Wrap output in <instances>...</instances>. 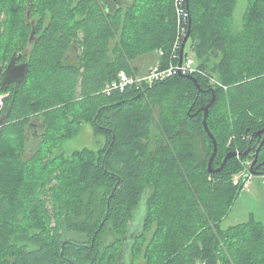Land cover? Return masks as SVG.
Segmentation results:
<instances>
[{
  "label": "trees",
  "instance_id": "16d2710c",
  "mask_svg": "<svg viewBox=\"0 0 264 264\" xmlns=\"http://www.w3.org/2000/svg\"><path fill=\"white\" fill-rule=\"evenodd\" d=\"M187 2L201 90L176 74L107 95L139 57L177 62L175 0H0V65L23 53L30 66L0 127V264H264L261 221L222 227L262 142L264 0H248L242 27L238 0ZM214 93L213 169L255 148L220 172L203 123ZM85 124L104 144L67 154ZM255 169L264 177V144Z\"/></svg>",
  "mask_w": 264,
  "mask_h": 264
},
{
  "label": "rangeland",
  "instance_id": "374dc122",
  "mask_svg": "<svg viewBox=\"0 0 264 264\" xmlns=\"http://www.w3.org/2000/svg\"><path fill=\"white\" fill-rule=\"evenodd\" d=\"M247 4L248 0H238L234 15L236 27H242L243 15L246 11ZM155 58H157L156 53L147 54L136 59L134 63L139 66L140 72H143L144 70H147L146 68L148 66L152 64V66L155 65ZM4 93H6V91ZM92 127L93 126L91 124H85L79 136L67 140L64 143L63 150L67 154H71L73 150L81 149L83 147H89L92 149L100 148L104 144V138L102 135H95ZM38 132L41 131L38 130ZM247 171L248 170H246V172ZM240 176L241 174H237L236 178H240ZM263 182L264 177L262 175L251 176V178L248 180V183L251 186L250 189L241 192V195H239L234 205L232 206L230 213L222 221L223 228H228L232 225L248 221L252 217H254L258 221H261L264 225Z\"/></svg>",
  "mask_w": 264,
  "mask_h": 264
},
{
  "label": "water",
  "instance_id": "95a60500",
  "mask_svg": "<svg viewBox=\"0 0 264 264\" xmlns=\"http://www.w3.org/2000/svg\"><path fill=\"white\" fill-rule=\"evenodd\" d=\"M28 17L29 18L31 17V9L28 10ZM191 31H192V20L190 19L189 29H188V32H187L184 40H183L182 47L180 50L181 51L180 61H179L180 64H182V62L184 60L185 48H186L188 39L191 35ZM35 36H36V28H35V26H33L31 36H30V44H32V42L34 41ZM22 57H23V53H19V54L14 53L13 56L11 57V60L9 61V63L6 66L3 64L0 65V88L4 91H7L11 84H15L14 96L11 99V101L9 102V106L7 107L6 112L0 116V127H2L10 118L19 87L21 86V84H24L27 82V77H28V73L30 70V66H29L28 62H20V59ZM180 75L191 78L193 80V82L196 84V86L201 90V85H200V83L196 77H194L193 75H183V74H180ZM215 99H216V95L214 93V96H213L211 102L204 108L205 116H204L203 123H204L206 131L211 136V138L213 140V144H214V152L210 157L208 168L211 172H220L223 170V168L225 167V165L229 159H231L235 156L248 155L250 153V151L254 150L255 148L252 149L249 147L245 152L231 151L226 155L221 166L218 167L217 169H213V162H214V159H215L217 152H218V141H217L216 137L214 136V134L209 129L207 118H208V114H209V108H210L211 104L215 101ZM3 101H4V104L6 105L9 101V96H5L3 98ZM255 135L262 136V142H261L260 146L255 149L256 150V154H255L256 159L254 160V162L250 168V173L256 175L257 173H256L255 167H256L257 160H258V154H259L261 147L264 144V129L261 131H258ZM248 175H249V173L247 174V176Z\"/></svg>",
  "mask_w": 264,
  "mask_h": 264
},
{
  "label": "built area",
  "instance_id": "2783aa9c",
  "mask_svg": "<svg viewBox=\"0 0 264 264\" xmlns=\"http://www.w3.org/2000/svg\"><path fill=\"white\" fill-rule=\"evenodd\" d=\"M188 2L187 0H175V8L176 14L178 16V30L177 37L175 43V49L178 51L180 44L182 45L183 40L187 34L188 28L183 25L184 22H189V13L187 11ZM189 25V24H188ZM181 50V48H180ZM176 51V52H177ZM162 55V52H160ZM175 57L177 58L176 63H171L169 66L163 68L160 60L152 66L148 72L144 74H139L135 76H131L127 74L125 71H121L116 80L109 82L106 84L103 89V93L107 95L113 94L115 91H124L129 87L136 86L137 88H141L144 85L153 86L155 83L163 81L174 75H193L196 73L203 74L202 70L196 65V62L190 54L185 53L184 60L182 64H180V52H178ZM215 81L214 79H212ZM211 80V81H212ZM212 81V82H213ZM5 96H9V93L0 94V116L2 115V111L5 107L3 98ZM248 182L245 187L248 186Z\"/></svg>",
  "mask_w": 264,
  "mask_h": 264
},
{
  "label": "flooded vegetation",
  "instance_id": "af4514ba",
  "mask_svg": "<svg viewBox=\"0 0 264 264\" xmlns=\"http://www.w3.org/2000/svg\"><path fill=\"white\" fill-rule=\"evenodd\" d=\"M38 130L40 131V128H39V126L36 124V123H33L32 125H31V127H30V136L32 137V138H35L36 139V141H37V139L39 138V134H40V132H38ZM33 143V142H32Z\"/></svg>",
  "mask_w": 264,
  "mask_h": 264
},
{
  "label": "crops",
  "instance_id": "0c3cea01",
  "mask_svg": "<svg viewBox=\"0 0 264 264\" xmlns=\"http://www.w3.org/2000/svg\"><path fill=\"white\" fill-rule=\"evenodd\" d=\"M157 59H158V58H155V61H156V62H157ZM155 61H154V62H155ZM158 61H159V60H158ZM155 64H156V63H155ZM152 65H153V64H152ZM152 65L148 66V67L146 68V69H147L146 71H148ZM146 71L144 70L143 72H140V74H144V73H146ZM138 75H139V74H138ZM263 183H264V182H263ZM250 187H251L250 184H248V186L245 187V189H244L243 191L249 190ZM243 191H242V192H243ZM240 195H241V194H240Z\"/></svg>",
  "mask_w": 264,
  "mask_h": 264
},
{
  "label": "bare ground",
  "instance_id": "6f19581e",
  "mask_svg": "<svg viewBox=\"0 0 264 264\" xmlns=\"http://www.w3.org/2000/svg\"><path fill=\"white\" fill-rule=\"evenodd\" d=\"M176 10V9H175ZM189 23V22H188ZM187 27V26H186ZM181 48V47H180ZM173 58V57H172Z\"/></svg>",
  "mask_w": 264,
  "mask_h": 264
}]
</instances>
